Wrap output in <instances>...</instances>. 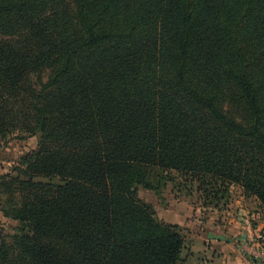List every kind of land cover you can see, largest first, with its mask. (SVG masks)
Returning a JSON list of instances; mask_svg holds the SVG:
<instances>
[{
  "label": "trees",
  "instance_id": "trees-1",
  "mask_svg": "<svg viewBox=\"0 0 264 264\" xmlns=\"http://www.w3.org/2000/svg\"><path fill=\"white\" fill-rule=\"evenodd\" d=\"M14 134L37 139L8 214L33 264H185L135 187L176 172L205 205L238 187L264 209V0H0Z\"/></svg>",
  "mask_w": 264,
  "mask_h": 264
},
{
  "label": "rangeland",
  "instance_id": "rangeland-1",
  "mask_svg": "<svg viewBox=\"0 0 264 264\" xmlns=\"http://www.w3.org/2000/svg\"><path fill=\"white\" fill-rule=\"evenodd\" d=\"M37 148V139L28 135L14 134L0 144V264H33V260L26 253L24 254V250L16 244L15 236L24 232L23 225L8 214L12 208L21 206L28 193V191H22V187L13 180L14 177H18L21 159ZM149 174L151 176L148 181L151 186H136L137 198L151 207L155 218L160 223L177 227L185 237L186 244L189 241L192 243L189 236L191 231L198 229L209 219L210 208L219 211L227 207L226 205L218 208L205 205L196 191L197 185H192L194 187L192 188L190 183H186L182 176L176 172H149ZM21 179L25 178L21 177ZM34 181L59 183L58 180L47 178H36ZM230 191H232L230 201L233 203L240 201V188L232 187ZM248 204L250 202L247 201L241 202L239 205L247 207ZM246 218L251 217L243 216L242 222ZM184 251L183 254L185 253L186 259L189 260H186L185 264H192V262L202 264L196 261L200 255L197 254L198 256L194 260L192 259L194 255L192 256L190 251Z\"/></svg>",
  "mask_w": 264,
  "mask_h": 264
},
{
  "label": "crops",
  "instance_id": "crops-1",
  "mask_svg": "<svg viewBox=\"0 0 264 264\" xmlns=\"http://www.w3.org/2000/svg\"><path fill=\"white\" fill-rule=\"evenodd\" d=\"M231 193L232 191H230L229 198ZM239 199L240 201H234L235 205L230 199L226 203L223 202L224 204L221 206L226 205L227 207L219 210L221 212L214 208H208L210 210L209 219L201 227L191 231L189 236L192 243L189 241L184 249L186 251L189 249L187 252L190 251L192 256L194 255L192 259L195 260V257L200 255L196 261L202 264H264V261L248 259L242 249L246 240L243 216H250L256 232L264 233V209L261 208L256 198H246L242 190ZM247 201L250 202L249 206L239 205L241 202ZM183 257L187 260L185 253Z\"/></svg>",
  "mask_w": 264,
  "mask_h": 264
},
{
  "label": "built area",
  "instance_id": "built-area-1",
  "mask_svg": "<svg viewBox=\"0 0 264 264\" xmlns=\"http://www.w3.org/2000/svg\"><path fill=\"white\" fill-rule=\"evenodd\" d=\"M245 227V245H242L244 255L252 261H264V233L255 230L252 218L243 221Z\"/></svg>",
  "mask_w": 264,
  "mask_h": 264
}]
</instances>
